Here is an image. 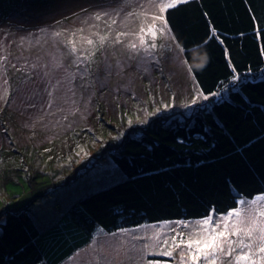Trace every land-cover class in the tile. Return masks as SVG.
I'll return each instance as SVG.
<instances>
[{
	"label": "rangeland",
	"instance_id": "374dc122",
	"mask_svg": "<svg viewBox=\"0 0 264 264\" xmlns=\"http://www.w3.org/2000/svg\"><path fill=\"white\" fill-rule=\"evenodd\" d=\"M158 4L0 0V217L24 206L37 221L61 213L126 176L109 153L127 135L179 123L206 104L171 31L157 33L155 49L140 47L136 34L160 15ZM96 33L107 36L103 46ZM117 33L126 35L117 41ZM197 219L107 232L62 264H173L158 254L162 241L187 237L189 228L177 222Z\"/></svg>",
	"mask_w": 264,
	"mask_h": 264
},
{
	"label": "trees",
	"instance_id": "16d2710c",
	"mask_svg": "<svg viewBox=\"0 0 264 264\" xmlns=\"http://www.w3.org/2000/svg\"><path fill=\"white\" fill-rule=\"evenodd\" d=\"M165 15L206 104L127 135L109 153L126 176L61 213L37 221L29 206L6 209L0 264H62L107 232L222 214L264 194V0H184Z\"/></svg>",
	"mask_w": 264,
	"mask_h": 264
},
{
	"label": "snow or ice",
	"instance_id": "6c2138e0",
	"mask_svg": "<svg viewBox=\"0 0 264 264\" xmlns=\"http://www.w3.org/2000/svg\"><path fill=\"white\" fill-rule=\"evenodd\" d=\"M180 2L184 0H159L160 15H153L152 23L146 28L141 25L136 35L139 37L140 47L145 48V51L157 47L154 42L157 33L163 36L171 31L164 13ZM136 15L142 16L144 13H136ZM95 18L100 20L101 14L97 13ZM112 23H115V20ZM95 35L103 46L107 36L99 33ZM123 35L126 33H117V41ZM146 35H151L153 38L150 45H146L144 39ZM68 43L75 52L76 44L72 40ZM86 43L94 45L95 41L87 38ZM129 47L136 49L137 44L131 43ZM204 99L207 97L205 96ZM237 203L238 207L230 209L226 214L216 216L215 210H212L207 216L195 221H178L177 223L189 228L187 237L183 232H177L171 237V242L165 238L158 254L173 257V264H177L175 260L177 249H179L178 264H264V194H257L251 199L242 197ZM148 264H160V262L150 261Z\"/></svg>",
	"mask_w": 264,
	"mask_h": 264
}]
</instances>
